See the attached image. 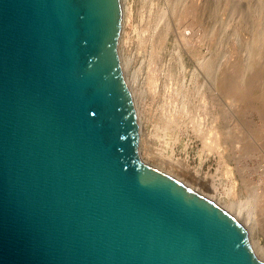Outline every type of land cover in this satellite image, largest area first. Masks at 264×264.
I'll list each match as a JSON object with an SVG mask.
<instances>
[{"label": "water", "instance_id": "water-1", "mask_svg": "<svg viewBox=\"0 0 264 264\" xmlns=\"http://www.w3.org/2000/svg\"><path fill=\"white\" fill-rule=\"evenodd\" d=\"M122 26L121 0H0V264H264L143 160Z\"/></svg>", "mask_w": 264, "mask_h": 264}, {"label": "rangeland", "instance_id": "rangeland-1", "mask_svg": "<svg viewBox=\"0 0 264 264\" xmlns=\"http://www.w3.org/2000/svg\"><path fill=\"white\" fill-rule=\"evenodd\" d=\"M122 3L142 158L223 208L258 197L254 225L237 219L264 260V0Z\"/></svg>", "mask_w": 264, "mask_h": 264}, {"label": "bare ground", "instance_id": "bare-ground-1", "mask_svg": "<svg viewBox=\"0 0 264 264\" xmlns=\"http://www.w3.org/2000/svg\"><path fill=\"white\" fill-rule=\"evenodd\" d=\"M121 4H122V11H123V3H122V0H121ZM129 81H127L128 83ZM129 86V84H128ZM130 88V87H129ZM243 96L244 94H247V90H243ZM245 97V96H244ZM247 97V96H246ZM150 156V152L148 154ZM144 160V159H143ZM146 161V160H145ZM147 163H149L148 161H146ZM151 165V163H149ZM158 168V167H156ZM176 170H180V168H176ZM167 173V172H166ZM172 176L171 173H168ZM173 177L177 178L178 180H180V178H178V176H174ZM188 185V184H187ZM190 186V185H189ZM191 187V186H190ZM192 189L196 190L195 188L191 187ZM197 191V190H196ZM200 193V192H199ZM230 196V191L228 190V192ZM204 196H206L207 198H209L210 200L212 201H215L213 196L211 195H205V194H202ZM216 202V201H215ZM259 200H258V197L256 198L255 196H251V197H247L243 203L240 204V200H236V202H232V200H228V203L226 205H222L224 206V208H226V210H229V209H234V211L236 212V214H234V216H236V218L240 217V215H244L246 217V220L250 221L253 223V221H255V219H257V214H258V210H262L261 206L259 205ZM256 224V223H255ZM244 225V224H243ZM254 225V223H253ZM244 227V226H243ZM245 228V227H244ZM246 229V228H245ZM247 231V229H246ZM247 234H248V231H247ZM249 235V234H248ZM249 237V236H248Z\"/></svg>", "mask_w": 264, "mask_h": 264}]
</instances>
